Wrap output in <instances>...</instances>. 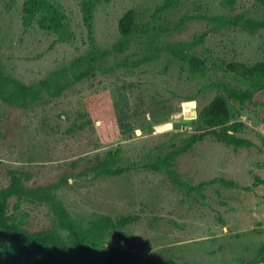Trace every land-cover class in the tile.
I'll list each match as a JSON object with an SVG mask.
<instances>
[{"label": "rangeland", "instance_id": "rangeland-1", "mask_svg": "<svg viewBox=\"0 0 264 264\" xmlns=\"http://www.w3.org/2000/svg\"><path fill=\"white\" fill-rule=\"evenodd\" d=\"M80 1L0 0L4 72L27 86L63 69L58 85L71 79L59 95L48 97L43 91L40 101L24 108L0 100V188L8 184L11 170L28 172V187L66 178L55 194L73 219L85 222L99 214L135 219L108 234L107 243L126 249L139 264H223L255 256L264 246L262 97L231 103L228 121L213 132L205 130L210 133L183 151L193 125L182 134L156 133L149 121L181 114L185 102H193L195 119L213 96L223 93L221 85L248 91L225 66L263 61L264 29L218 27L212 19L258 20L264 8L258 0H176L159 11L166 0H100L89 12ZM29 3L41 4L29 8ZM27 8L35 20L48 9L58 13L61 20L52 23L64 27V34L26 25ZM127 10L135 12L143 32L116 54L111 48L117 22ZM192 41L198 44L187 47ZM148 43L159 51L143 61ZM171 45L194 51L213 68L189 77L181 61L165 50ZM105 50L108 56L98 66L111 71L94 70L73 80L88 59ZM122 110H135L140 125L124 137L117 122ZM231 126H236L231 134L248 145L220 140L219 131ZM173 149L170 178L143 167ZM110 157L109 171H89ZM178 180L194 190L187 195L175 187ZM13 213L25 214L20 218L30 231L55 220L44 204L22 203Z\"/></svg>", "mask_w": 264, "mask_h": 264}, {"label": "trees", "instance_id": "trees-1", "mask_svg": "<svg viewBox=\"0 0 264 264\" xmlns=\"http://www.w3.org/2000/svg\"><path fill=\"white\" fill-rule=\"evenodd\" d=\"M97 1L100 0H81V7L83 6L85 11L90 12ZM258 1L264 8V0ZM172 2L176 3V0H166L158 10H164ZM40 4L29 3L28 6L30 8L32 5L37 6ZM24 13L26 16L25 20H27L26 25L30 22V24L34 23L40 30H53L57 34H64V27L57 22L52 23L54 18L56 20L60 18L61 20V16L52 9L45 10L44 15L37 20L30 14L28 8ZM135 16L133 10H127L119 18L116 29L117 41L111 48L113 53H121L129 44V41L138 37L139 31L143 32L142 29L139 30V26L135 22ZM212 22L218 27L238 26L239 28H248L249 31L264 29V15L258 20L216 17L212 19ZM197 44V42L194 43L192 41L187 47L191 48ZM146 48L149 54L144 57L143 61L149 57L152 59L157 56L159 48H154L151 43H148ZM165 50L175 60L181 61L189 77L203 76L213 68V64H209L208 60L194 54V51L190 53V49L187 52L185 47L179 48L176 45H171L166 46ZM161 51L163 50L161 49ZM105 55L108 56L106 50L88 59L85 62V69L77 72L74 75V79H72L79 81V79L86 77L94 70L101 72L111 71V68L102 70L98 66L102 64L103 60L101 58ZM78 60L79 58L74 60V62L77 63ZM225 68L227 73L232 74L239 82L249 86L250 89L242 92L235 88L221 85L223 93L213 96L196 113L194 124L191 127L192 133L184 140L183 146L180 147L181 151L205 136L209 132L205 130H212L211 132H213L216 127L224 125L233 112L231 103L237 102L238 105H243L254 94H258L262 97L261 103L264 106V60L251 66L231 62L226 64ZM64 73L65 69L56 71L54 74L51 73L46 79L27 86L5 73L0 64V100L6 105L24 108L33 102L40 101L43 91L47 93L48 97H55L71 82V79H69L58 85L60 84L58 81L61 79L57 75ZM121 112V115L117 116V122L119 132L124 137L132 133L133 126L140 125L137 123L135 110L129 111V113L124 110ZM236 126L219 131L218 137L221 141L235 146L248 145L247 141L237 139L231 134V132H235ZM196 131L203 132L195 133ZM185 132L179 130L177 133L182 134ZM213 134L216 133L214 132ZM175 155L176 152L173 149L167 152L164 158L155 157L156 159H153L151 163L143 167L156 173H162L170 178L169 162L172 161ZM111 159L112 157L106 161L98 162L97 168H91L89 171L94 172L95 175L103 172V170L105 172L109 171L107 168L112 161ZM110 173L114 172L111 171ZM8 176V184L0 188V264H139V260L131 256L126 249L114 247L107 243L108 234L133 223L135 221L133 217H119L114 220L107 215L99 214L93 215L85 222L75 220L69 215L55 194V190L61 183H66V178L63 177L53 184L28 187L25 185V182L30 179L28 172L11 170L8 172ZM174 183L176 184L175 187L185 190L187 195L194 190L182 181L178 180V182L174 181ZM22 203L47 205L55 219L52 226L37 231H30L25 228V223L20 218V216L23 217L25 214L17 216L13 213V211L19 210ZM223 264H264V246L259 247L255 256L249 260H245L243 257H234Z\"/></svg>", "mask_w": 264, "mask_h": 264}, {"label": "water", "instance_id": "water-1", "mask_svg": "<svg viewBox=\"0 0 264 264\" xmlns=\"http://www.w3.org/2000/svg\"><path fill=\"white\" fill-rule=\"evenodd\" d=\"M182 113L177 116L167 117L160 120H150L149 124L156 133L165 132L168 130H185L187 126L194 124L193 102L182 103ZM138 134V131H135Z\"/></svg>", "mask_w": 264, "mask_h": 264}]
</instances>
